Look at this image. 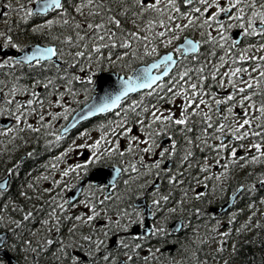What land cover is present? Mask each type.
Here are the masks:
<instances>
[{"label":"snow or ice","instance_id":"obj_1","mask_svg":"<svg viewBox=\"0 0 264 264\" xmlns=\"http://www.w3.org/2000/svg\"><path fill=\"white\" fill-rule=\"evenodd\" d=\"M20 2L21 0H17V3ZM0 6L8 9V12H3L2 17H6L9 12H23L24 18L27 19L34 15L55 12L56 17L46 20L45 24L34 28L33 31L42 32L44 28L51 30L56 24L62 28L59 34L51 31L45 34L50 38L48 44L37 45L30 50L21 48L5 31H0V38L4 41L0 45V69L26 65L29 68H51L55 71L54 76L43 80L36 79L31 89L17 84L9 88L5 81L0 80V115L13 117L15 127L19 131H24L26 127L32 132H39L41 128L51 127L52 121L58 118H68L71 109L67 106L66 97L74 98L77 95L73 87L74 81L80 84L94 82L91 75L85 81L81 76L69 71L70 68L79 67L83 72V61L91 62L93 57L96 63H102L105 59L113 63L127 59L124 67L131 68L132 60L159 57L145 67L137 69L134 75L127 78L118 77L119 85L116 90L90 104L87 112L81 113L73 121L71 126L75 127L80 119H87L96 113L114 112L115 116L119 117L118 121L111 122V136L116 139H109L108 135H105L91 145H77V148L90 149L91 155L85 159L84 164L78 163L74 167L70 165L68 169L63 170L61 177H68L70 173L79 174L80 169L87 168L89 164H95L103 158L117 157L124 165L123 168L115 169L117 176L121 171L136 173L134 180L154 175L166 178L170 185L176 187L184 183L181 177L193 167H198L201 173H209L214 162L224 170L215 176V179L222 180L227 178L231 167L238 166L243 169L249 163L264 162V55H256L264 53V0H71V11L69 0H35L34 9L26 7V4H21L20 8L16 9L10 0L6 5ZM127 21H131L134 30L125 27ZM233 28L240 30V37L253 41L240 52L234 51L241 45L242 40L231 36ZM190 29L198 31L202 39L194 41L185 36L183 42L174 47L172 52L160 56L158 49L161 45L165 48L174 45ZM204 44H210L213 48L208 54L210 57L216 56V48L224 50V55L218 57L217 61L205 58L200 61V66L195 68L184 63L183 59L174 58L173 53H180L185 59L187 53H193L196 54L193 59H199L200 49ZM65 47L75 51L66 53ZM7 48L14 49L18 55H6ZM114 49L124 51L115 55ZM213 83L217 89L224 90L223 94L212 90ZM37 87L47 90V96H42L36 91ZM5 88H8L6 93ZM132 93L141 95L126 107L122 106V102ZM18 94L27 95L29 98L21 101L17 99ZM147 97H155V102L145 103ZM237 107L240 111H236ZM53 108L57 111H51ZM34 114H38L36 123L39 127L28 122V116ZM14 130L13 127H8L0 130V135L7 136ZM67 131V127L63 128L55 136V141L63 139ZM176 134L183 137V144L179 145L182 153L178 157L179 166L173 171L169 161L177 156ZM119 137L127 139L126 148L122 149ZM158 137L162 139L157 140ZM245 141L247 143H244ZM105 143L108 146L101 151ZM193 149L201 152L207 150L214 156H206L202 162L194 160ZM241 150L244 154L238 155ZM149 153L157 158L151 163H146L145 158ZM28 155L31 156L32 153ZM64 155H67V152L62 154ZM127 155H131L132 159H124ZM62 156L57 159H62ZM11 174L10 170L9 175ZM193 179L197 183L201 182L199 177ZM148 183H152L155 189L152 193L155 197L152 204L159 209L162 202L169 200V196L160 194L159 184L155 181H145L139 187L143 188ZM259 183L264 185V176L259 178ZM60 185L61 180L53 182L54 187ZM6 187L7 181L0 182V190ZM28 187L31 188L32 185L29 184ZM254 189L255 184L250 187L241 185L233 196L239 199L240 195ZM64 190L62 188L61 192ZM45 191L51 193L52 189L47 188ZM61 192H57L47 201L49 205H54L48 212L50 219L42 221L44 226L49 227V231L60 229L61 214L68 203L67 200L57 202ZM21 195L32 199L26 192ZM184 195L187 197L186 190ZM203 195L202 192H196L195 198L199 200ZM86 207H89L91 214L76 216L75 221L91 227L100 212L95 204H86ZM16 210L23 214L21 219H10L9 224L14 225V231L23 228L24 222L30 221L34 215L33 210ZM175 211L174 207L169 209V212ZM65 219L71 220L72 217ZM3 223L4 217L0 214V225ZM135 223L137 221L127 211L121 214V219L113 220L109 217L108 223L103 226L102 237L94 231L86 235L78 233L77 226L73 224L69 234L72 237L79 234L81 243L65 245L60 241L58 251L63 255L57 256V259L66 260L67 264H101V261L103 264H117V258L112 256L111 251H102L108 247L105 238L109 237L113 226H119L127 232ZM248 226L246 224L244 227ZM160 231L162 229H152V234ZM219 235L228 237L231 233L225 231ZM24 243L31 247L30 240ZM53 243L51 239L46 240L49 246ZM115 243L118 248L125 250V259L120 260L119 264H133L138 256L137 250L142 245L125 243L123 236ZM0 245L7 246L3 238H0ZM69 247L72 251L68 250ZM31 250L40 251L39 248ZM217 250L223 252L225 249L221 246ZM148 258L145 256V261Z\"/></svg>","mask_w":264,"mask_h":264},{"label":"flooded vegetation","instance_id":"obj_2","mask_svg":"<svg viewBox=\"0 0 264 264\" xmlns=\"http://www.w3.org/2000/svg\"><path fill=\"white\" fill-rule=\"evenodd\" d=\"M37 20H38V18H37ZM44 19L43 18H39V21H43ZM237 30H239L238 28H233V29H231V32H230V34H231V36H232V34L235 32V31H237ZM245 38V37H244ZM244 38H243V40H244ZM202 39V38H201ZM246 39H248L249 40V38H246ZM0 41H1V43H3L4 41H3V38H0ZM207 46H209V44H204V49H206L207 48ZM217 53L219 54V56H221V52L220 51H217ZM257 55H260V53H257ZM262 55H264V53H262ZM25 66V65H24ZM24 66H21V67H24ZM28 67V66H27ZM221 71H223V69L221 70ZM22 87H27V88H30V85H25V86H22ZM213 89H214V91H218L220 94H223V92H224V90L223 89H217L216 88V86H215V84L213 83ZM40 93H42V90L38 87V89H37ZM162 138H160V137H158L157 138V140H161ZM49 144H57V142L55 141V140H53V141H51V142H49ZM60 145H61V148H59V150H57V151H55V152H53L54 153V157H55V159L57 160V162L59 163V165H60V167H61V169H62V171L63 170H66V169H68L69 168V166L71 165V166H75L76 164H84L85 163V160H83V158H82V156H80V159H79V148H76V150L74 151V152H72V148L74 147V146H77V144L75 143V140L74 139H72V140H68V141H66V142H63V141H61V143H60ZM123 148H125V147H123ZM69 149H71V150H69ZM85 150V149H84ZM83 150V151H84ZM65 152H67V155H64V156H62V154L63 153H65ZM194 152H195V156H194V158H196L197 160H199V161H203L204 160V158L206 157V151H204V152H202V153H199V152H196L195 150H194ZM151 155H153L152 153H149V154H147L146 155V158H145V160H146V163H151L154 159H156L157 157L155 156V155H153L154 157H151ZM238 155H243V153H241V152H238ZM62 156V159H57L58 157H61ZM139 166V165H138ZM87 168H91V166L89 165ZM87 168H82V169H80L79 171H86L87 170ZM238 170H239V168H238V166H236V167H231L230 169H229V172H228V176H227V178L226 179H228V178H230V179H235L236 177H237V174H238ZM174 171V170H173ZM196 171H199V168L198 167H193V168H191V169H189L186 173H185V176L184 177H182V179H183V181H184V185H185V188H184V193H185V190L187 191V197H185V199H186V201H188V202H190V201H192L193 199H195L196 200V198H195V194H196V192H202V193H204L203 191L206 189V187H205V185H208V184H210V183H214V181H224V180H226V179H222V180H216L215 179V176H217V175H219L221 172H223L224 170L222 169V168H220L219 166H216V165H214V168L213 169H211L210 170V172L209 173H201L200 171H199V174H196L195 172ZM190 173V174H189ZM132 174H134V175H132ZM128 174H126V176H127ZM248 175H251V174H248ZM205 176H208L209 178L208 179H205L204 177ZM68 177H74V179H71L70 180V183H69V186H70V188H68L66 191H65V193H64V197L61 195L60 197H58L57 198V202H59V201H65V200H67L68 201V198H67V193L71 190V189H73V188H75L81 181H82V179L83 178H85L86 177V175H85V173H81V174H77V173H70V175L68 176ZM67 177V178H68ZM134 177H136V173H130V179H132V181L131 182H136L138 185L139 184H141V182H139L138 181V179H133ZM193 177H199V179H200V183H197L196 182V180L195 179H193ZM140 179H143V180H147L148 182L149 181H151V180H153V181H160V186H159V192H160V194H162V195H165V191L167 190V187L166 186H168L169 185V183H168V181H167V179L166 178H159V177H156V176H154V175H150V176H146V177H142V178H140ZM62 181H64V180H62ZM61 181V182H62ZM125 181H128L129 182V180H128V178L127 179H125L124 181H123V184H122V186L124 187V192L126 191V183H125ZM145 182V181H144ZM226 183H229V181H225ZM149 184V183H148ZM148 184H147V186H148ZM194 184H198L199 186H201V187H199L198 189H194L193 188V185ZM21 184H20V182L18 181V180H14V178H13V176H12V180H11V184H10V188L12 187V186H20ZM48 186H52V183L51 182H48V184H47ZM89 185V184H88ZM86 186V189L84 190V192H83V194H82V196H81V199L79 200V201H77L75 204H73V205H70V204H68L67 203V205L65 206L66 208H68L70 211H72V212H74V213H78V209H79V206H78V204L79 203H81V202H83V201H85V199L88 197L87 196V192L89 191V190H92V191H95V189H94V187H92V186ZM150 186H152V183L150 184ZM105 188L106 187H100V189L101 190H98L97 192L99 193V195L96 197V199L97 200H100V199H103V200H106L105 199V196H102V190H103V193H104V190H105ZM150 187H148V189H149ZM160 188H161V190H160ZM53 190V189H52ZM106 191V190H105ZM45 193H49V192H46V191H44ZM52 192V191H51ZM20 193H24V192H20ZM55 193V192H54ZM152 193H153V191H152ZM2 196V195H1ZM151 197V200H153L155 197L154 196H150ZM170 203V202H169ZM165 203L164 202H162V205H161V207L159 208V209H157L156 208V214L158 215V216H161L162 214H163V211H164V207H163V205H164ZM172 204H174L173 202H171V205ZM67 212H69V211H66V212H63L64 214H68ZM35 214H37V213H34V215ZM84 214H88V215H90L88 212H85ZM9 218V220L11 219V218H15V219H21V217L20 216H9L8 217ZM25 224H26V222H24ZM104 223V222H103ZM29 225L31 226V228H33V229H37V224L36 223H34V222H32V223H29ZM102 225H104V224H102ZM8 230L12 233V234H14L18 229H15V231H14V227H12V225H10L9 227H8ZM108 241V240H107ZM139 243L140 244H142V240H140L139 241ZM102 251H110V248L108 247L107 249H102ZM51 264H53L52 262H51ZM66 264H67V262H66ZM101 264H103V262L101 261Z\"/></svg>","mask_w":264,"mask_h":264},{"label":"rangeland","instance_id":"obj_3","mask_svg":"<svg viewBox=\"0 0 264 264\" xmlns=\"http://www.w3.org/2000/svg\"><path fill=\"white\" fill-rule=\"evenodd\" d=\"M21 3V2H20ZM17 3V0H13L12 4L16 5L15 7H19L21 4ZM9 22V19L6 20V22H3L5 24H7ZM4 24V25H5ZM174 46H176V44L169 46L167 48L163 47L162 45L159 47V49H161L162 51H168L169 49H172ZM105 56H107L108 53H106V51L104 50ZM116 54V52H115ZM120 53H118L119 55ZM115 56V55H114ZM113 56V60H115V57ZM128 61L127 59L125 61H117L116 63H113L112 61H109L107 59H105L102 63H98L96 64L98 66L99 71L100 70H108L109 68L111 70H113L114 68H118V69H123L125 62ZM97 73V72H95ZM90 74H87V77H89ZM74 105H78V103L74 102ZM177 113L179 114V111L177 109ZM1 117V115H0ZM1 129V128H0ZM14 132L10 133L11 135L16 134L17 132H19V129L14 127ZM2 130V129H1ZM84 134L83 136L81 134ZM106 132L103 131H99V133H95L92 131L89 132H81L78 133V137L76 138V144L77 145H83L85 143H88L89 145L93 144L96 140L101 139L102 136H105ZM116 139V138H115ZM122 139H124L123 137H119V140L122 141ZM104 145V144H103ZM76 146H74L72 148V152H74L76 150ZM79 149H83V148H79ZM90 150V149H89ZM83 152V151H82ZM91 153V150H90ZM81 153L79 154L78 157H80ZM151 157H154L153 155H151ZM264 164V162H260V163H255L254 166L260 168L262 167V165ZM254 194H250L249 196H247V199H245V202H248L247 205H244V209H239L236 208L231 216L229 217V220H231L232 222L235 221V225H237V218H236V212L238 211L239 214H241V218L238 220V227L239 230L242 231V233H252L254 228L253 227H257L260 223V219L263 218L264 215V203H262L261 201H264V197L260 198L258 200V202L256 203L255 201H253ZM86 203L83 202L82 205H85ZM244 210V211H243ZM251 218H253V220H251ZM251 220V223L249 224V221ZM139 222V221H138ZM226 221H219L217 222L215 225L212 226V229L214 232H212L214 236H211V240L208 246L209 249V253L210 255H220L221 251H218L217 249L220 248L221 246L225 247V245H223V242H226V246L230 243L227 242V238L226 237H222L219 235V233L224 232L222 229V226L224 225ZM140 223H142V220L140 221ZM246 224H248V227H244ZM253 225V226H252ZM132 226V225H131ZM250 228H253L250 229ZM249 229V230H248ZM238 232L237 228L235 227V229L233 230V233L236 235V233ZM230 249V246H228V250ZM222 260V258H221Z\"/></svg>","mask_w":264,"mask_h":264},{"label":"trees","instance_id":"obj_4","mask_svg":"<svg viewBox=\"0 0 264 264\" xmlns=\"http://www.w3.org/2000/svg\"><path fill=\"white\" fill-rule=\"evenodd\" d=\"M70 2L69 0V11H71L70 7ZM125 27L132 30L130 27L129 21L125 22ZM49 31L59 34L62 31V28L59 24L54 25V27L51 30H47L46 33ZM36 34L29 33V37L35 38L37 42L40 43H49L50 38L45 35L46 33L43 34H37V31L35 32ZM67 48V47H65ZM197 63H194L193 66H195ZM51 68L48 69V74L55 73V71H49ZM38 73L39 71H32ZM40 75V74H38ZM30 79L34 80L36 75L30 74ZM77 83L74 81V84ZM102 121L97 122L96 124L101 123ZM37 135V134H36ZM5 157L0 156V172L4 171V159ZM105 161V160H104ZM200 236H197L196 239L186 241L182 243L181 248H179V251L183 252V257L186 259V261H189L190 256L195 257L196 261L195 263H190V264H264V224L257 230L255 236H248V235H241L238 239V243L236 245V248L234 250V253L231 255L230 259L227 261L220 263L219 260H214L215 257L209 256V254L204 253L203 255L205 256L204 259H202V251L201 248L198 250L196 249V243L199 240ZM187 253H186V251ZM201 257V259H200ZM191 260V259H190Z\"/></svg>","mask_w":264,"mask_h":264},{"label":"water","instance_id":"obj_5","mask_svg":"<svg viewBox=\"0 0 264 264\" xmlns=\"http://www.w3.org/2000/svg\"><path fill=\"white\" fill-rule=\"evenodd\" d=\"M32 47H34V46H30L26 50H30ZM12 53H14V52H12ZM14 54H17L18 55V53H14ZM187 54H189V53H187ZM142 67H145V66H142ZM142 67H140V68H142ZM118 77H120V75H118V74H112V73H101L98 76L97 81H96V84H95V88H96L97 92L94 94V96L91 99V101L88 102V104H86L82 109H80L79 111H77L74 114V116L71 119L69 125L67 126L68 131L74 128V127L71 126L72 123H73V121L77 117H79L81 115V113H86L87 112V109H88V106L90 104H92L94 102H98L107 93L112 92V91H114V90H116L118 88V85H119ZM123 77H125V76H123ZM99 114L100 113H96L95 115H90V116L87 117V119H90L92 117H95V116H97ZM87 119H80L76 123V126H78L82 122L86 121ZM90 178L92 180H95L97 183L106 182V180H107L109 182V184H112L118 178V176L116 175L115 169L101 168V169L96 170ZM235 199L236 198L233 197L232 200L230 201V203H228L226 206L223 207V211H225L229 206H231L233 204V202L235 201ZM149 218L150 217H148V219Z\"/></svg>","mask_w":264,"mask_h":264},{"label":"bare ground","instance_id":"obj_6","mask_svg":"<svg viewBox=\"0 0 264 264\" xmlns=\"http://www.w3.org/2000/svg\"><path fill=\"white\" fill-rule=\"evenodd\" d=\"M53 263V262H52Z\"/></svg>","mask_w":264,"mask_h":264}]
</instances>
